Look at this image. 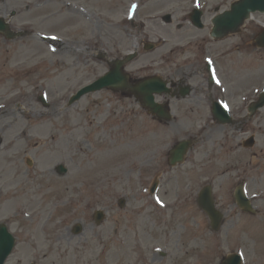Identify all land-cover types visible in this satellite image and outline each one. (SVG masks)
Returning <instances> with one entry per match:
<instances>
[{"label": "rangeland", "instance_id": "374dc122", "mask_svg": "<svg viewBox=\"0 0 264 264\" xmlns=\"http://www.w3.org/2000/svg\"><path fill=\"white\" fill-rule=\"evenodd\" d=\"M173 1H143L130 16L136 0H0V18L15 34L0 33V223L16 237L6 264H219L236 252L243 264H264V108L251 121L253 147L239 148L242 136L225 144L201 141L184 164L172 167L169 153L178 138L134 96L104 89L69 104L72 94L103 75L107 58L136 50L134 19L168 11ZM165 26L176 42L181 33ZM165 26L151 32L166 35ZM52 35L59 41L42 38ZM243 35L249 32L235 37ZM152 43L154 49L140 48L141 57L127 66L147 67L170 53L169 45ZM249 59V67L230 61L231 78L238 90L250 82L254 99L264 88V48L253 47ZM29 133L34 141L26 140ZM60 164L69 170L64 176ZM207 184L225 213L220 231L198 204ZM239 186L255 212L235 201ZM100 209L106 219L98 224Z\"/></svg>", "mask_w": 264, "mask_h": 264}, {"label": "flooded vegetation", "instance_id": "af4514ba", "mask_svg": "<svg viewBox=\"0 0 264 264\" xmlns=\"http://www.w3.org/2000/svg\"><path fill=\"white\" fill-rule=\"evenodd\" d=\"M236 1L238 0H174L173 8L169 11L148 12L143 15L144 18L132 21L131 25L139 29L136 33L139 38L136 41V51H129L124 57L105 60L103 75H106L116 62L130 57L122 69L128 73L129 84L132 86L144 79H161L165 89L162 94L154 93V98L157 104L164 107L167 115L161 118L153 108H150L148 114L152 120L164 124L167 132L174 134L178 141L190 140L193 148L201 141L215 144L222 139L225 144L231 137L238 136H242L238 147L245 146L246 141L253 136L251 121L262 110L261 108L253 115L251 105L258 98L256 96L251 99L253 88L250 82L240 90L236 88L231 78L233 66L230 61H241V67L251 65V49L264 48L257 46L256 41L264 24L257 23L260 21L254 17L242 27L249 32L248 36L235 37L236 33L213 35L215 20ZM170 4L172 5V2ZM165 25L181 33L176 42L171 43L172 39L168 38L169 30ZM254 25H257L259 31ZM156 26H165L166 35L159 34L157 38L155 33L151 32ZM155 38L158 42L167 39L164 45H169L170 53L164 58L158 55L157 58L151 59L152 62L147 67L132 70L127 66L132 60L141 57L143 53L140 48L154 49L155 44L152 41ZM179 49L184 51L183 55L180 58L174 57L173 52ZM100 56L102 58L106 54L101 53ZM145 69H150L152 73L140 79L137 75ZM215 78L219 83H216ZM123 91L131 93L130 88ZM221 102L230 107L229 118L217 110V104Z\"/></svg>", "mask_w": 264, "mask_h": 264}, {"label": "water", "instance_id": "95a60500", "mask_svg": "<svg viewBox=\"0 0 264 264\" xmlns=\"http://www.w3.org/2000/svg\"><path fill=\"white\" fill-rule=\"evenodd\" d=\"M264 11V0H241L235 3L232 6L231 11H227L220 16L216 21L215 34L221 35L222 33H228L227 28L230 31H238L240 26L243 24L244 20L249 17L251 12ZM218 27H227L225 30H218ZM0 30L7 31V36L13 38L15 34L9 30V26L2 19H0ZM264 38V32L261 34L260 39ZM263 45L262 43H258ZM125 63V62H124ZM123 62H118L115 67L105 76L96 80L93 84L88 85L82 88L75 96H73L71 103H74L76 100L80 99L83 95L89 92H95L102 90L106 87L119 90L129 86V76L123 72L122 69ZM154 85V86H152ZM132 93L136 97H142L144 100L145 107H155L160 109V106L154 102L153 93L161 92L164 89V82L161 79L154 80H143L141 83L137 84L135 87H130ZM159 106V107H158ZM264 106V93L262 94L260 100L256 105L253 106V109H258L259 107ZM164 115L161 111V116ZM188 142H182L175 147L171 155V164L176 165L177 163H182L185 160V155L188 153ZM60 175H65L67 169L60 165L57 169ZM236 199L239 202V205L245 210H251V204L247 197L242 193V190L239 189L236 194ZM199 206L206 212L208 217L211 220V224L214 230H219L223 220V213L219 211L215 204V199L213 196L212 186H205L199 194ZM124 204V201L121 202ZM104 213L102 210H99L95 213V220L97 223H101L104 219ZM83 230L82 224H77L75 226L74 232L80 233ZM16 239L13 234L10 232L8 226L5 223L0 224V264H5L6 259L11 254ZM221 264H242V259L240 255L233 254L225 257Z\"/></svg>", "mask_w": 264, "mask_h": 264}, {"label": "bare ground", "instance_id": "6f19581e", "mask_svg": "<svg viewBox=\"0 0 264 264\" xmlns=\"http://www.w3.org/2000/svg\"><path fill=\"white\" fill-rule=\"evenodd\" d=\"M33 23L31 22V24L29 25H25V27L27 28V27H29V26H31ZM42 38H46L51 44H52V41H56V42H58L59 40L57 39V38H55V37H43L42 36ZM25 138H26V140H28V141H34V139H35V136H34V134H32V133H29V134H25ZM249 234L252 236H255L256 235V233H255V229H254V226H251L250 228H249Z\"/></svg>", "mask_w": 264, "mask_h": 264}, {"label": "snow or ice", "instance_id": "6c2138e0", "mask_svg": "<svg viewBox=\"0 0 264 264\" xmlns=\"http://www.w3.org/2000/svg\"><path fill=\"white\" fill-rule=\"evenodd\" d=\"M197 6H199V4L197 3ZM133 7H135V5L133 6ZM217 82L219 83V80H217ZM225 107H227V105L225 104Z\"/></svg>", "mask_w": 264, "mask_h": 264}]
</instances>
